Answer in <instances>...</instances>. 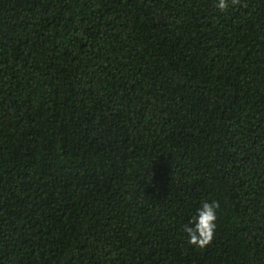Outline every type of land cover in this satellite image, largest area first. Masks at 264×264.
Returning a JSON list of instances; mask_svg holds the SVG:
<instances>
[{
	"label": "trees",
	"instance_id": "trees-1",
	"mask_svg": "<svg viewBox=\"0 0 264 264\" xmlns=\"http://www.w3.org/2000/svg\"><path fill=\"white\" fill-rule=\"evenodd\" d=\"M216 3L0 0V264H264V0Z\"/></svg>",
	"mask_w": 264,
	"mask_h": 264
},
{
	"label": "clouds",
	"instance_id": "clouds-1",
	"mask_svg": "<svg viewBox=\"0 0 264 264\" xmlns=\"http://www.w3.org/2000/svg\"><path fill=\"white\" fill-rule=\"evenodd\" d=\"M240 0H217L215 7L219 11H226L230 5L237 6ZM218 202H203L197 215L184 226L183 231L187 235V243L197 248H205L214 239L217 221Z\"/></svg>",
	"mask_w": 264,
	"mask_h": 264
}]
</instances>
